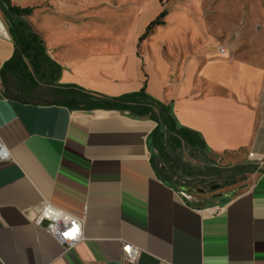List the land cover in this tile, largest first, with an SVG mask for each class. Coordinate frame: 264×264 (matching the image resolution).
I'll list each match as a JSON object with an SVG mask.
<instances>
[{
    "label": "crops",
    "instance_id": "obj_1",
    "mask_svg": "<svg viewBox=\"0 0 264 264\" xmlns=\"http://www.w3.org/2000/svg\"><path fill=\"white\" fill-rule=\"evenodd\" d=\"M11 1L33 9L28 20L61 64L60 83L107 96L145 87L211 157L264 164V93L255 91L264 73L227 48L205 45V34L202 44L169 45L176 33L141 40L144 28L132 25L147 0ZM0 20L1 70L15 46L1 10ZM156 125L115 109L11 100L0 76V137L11 155L0 159V264H264V170L212 201L193 199L157 175ZM47 203L82 219L73 248L37 220ZM125 243L140 248L133 263Z\"/></svg>",
    "mask_w": 264,
    "mask_h": 264
},
{
    "label": "trees",
    "instance_id": "obj_2",
    "mask_svg": "<svg viewBox=\"0 0 264 264\" xmlns=\"http://www.w3.org/2000/svg\"><path fill=\"white\" fill-rule=\"evenodd\" d=\"M0 10L15 46L12 56L0 70L3 94L7 98L32 105L65 106L70 110L115 109L136 118L152 119L157 125L148 139L151 161L159 178L173 187L177 175L170 166L177 165L175 151L183 146L207 151L199 133L179 124L172 105L154 98L145 87L132 93L107 96L76 84L60 83L61 64L49 55L44 40L28 20L33 9L14 5L11 0H0ZM166 15L167 11L162 10L148 23L140 39L153 33L158 25L165 24ZM211 162L216 164L213 159ZM249 169L254 172L259 167ZM231 171L228 185L235 183L240 166L232 167ZM188 188V182L178 187L184 194Z\"/></svg>",
    "mask_w": 264,
    "mask_h": 264
},
{
    "label": "rangeland",
    "instance_id": "obj_3",
    "mask_svg": "<svg viewBox=\"0 0 264 264\" xmlns=\"http://www.w3.org/2000/svg\"><path fill=\"white\" fill-rule=\"evenodd\" d=\"M147 1L146 11L138 14L132 25L135 31L144 28L145 32L148 23L156 17L145 26L144 19L155 14V10L158 16L165 9V22L170 16L167 24L158 25L153 31L159 41L167 34L176 33V37H166L169 45L178 43L177 40L181 37L190 39L192 43L202 44L200 38L205 34V45L226 47L230 53L229 58L242 60L264 73V0ZM259 81L255 78V91L261 95L264 93V74ZM174 154L177 165L170 166L177 175V180L173 181L174 186L178 188L188 182L191 198L205 197L212 201L217 195H223L232 188H242L252 166L264 170V164H260V161L246 159L229 162L224 158L215 159L207 151L189 146L177 149ZM235 166H240V172L235 176V183L228 185L231 169Z\"/></svg>",
    "mask_w": 264,
    "mask_h": 264
},
{
    "label": "built area",
    "instance_id": "obj_4",
    "mask_svg": "<svg viewBox=\"0 0 264 264\" xmlns=\"http://www.w3.org/2000/svg\"><path fill=\"white\" fill-rule=\"evenodd\" d=\"M221 55L226 54V47L219 49ZM10 151L0 137V159L10 158ZM39 222H46L45 230L57 237L67 249L73 248L83 237V221L80 218L69 215L54 205L47 203L38 214ZM125 260L135 262L140 254V248L136 245L123 244Z\"/></svg>",
    "mask_w": 264,
    "mask_h": 264
},
{
    "label": "bare ground",
    "instance_id": "obj_5",
    "mask_svg": "<svg viewBox=\"0 0 264 264\" xmlns=\"http://www.w3.org/2000/svg\"><path fill=\"white\" fill-rule=\"evenodd\" d=\"M2 25H3V24H2V22H1V20H0V27H2Z\"/></svg>",
    "mask_w": 264,
    "mask_h": 264
},
{
    "label": "water",
    "instance_id": "obj_6",
    "mask_svg": "<svg viewBox=\"0 0 264 264\" xmlns=\"http://www.w3.org/2000/svg\"><path fill=\"white\" fill-rule=\"evenodd\" d=\"M186 189V188H185Z\"/></svg>",
    "mask_w": 264,
    "mask_h": 264
}]
</instances>
